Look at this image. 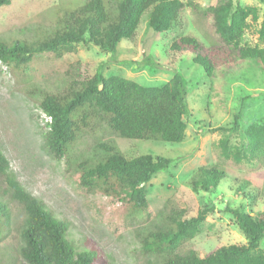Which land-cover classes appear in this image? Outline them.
Returning <instances> with one entry per match:
<instances>
[{
	"label": "rangeland",
	"instance_id": "obj_1",
	"mask_svg": "<svg viewBox=\"0 0 264 264\" xmlns=\"http://www.w3.org/2000/svg\"><path fill=\"white\" fill-rule=\"evenodd\" d=\"M84 1L13 0L0 7V40L36 41L48 37L58 28L57 21L63 14ZM193 1L207 7L217 0ZM239 1L259 8L257 23L245 35V40L255 45L259 42L257 29L264 21V2ZM185 34L197 37L204 49L222 43L212 15H201L186 6L180 13V22L170 31L156 35L147 31L143 22L134 38L120 42L115 54L104 52L96 45L79 44L76 51L61 57L40 54L24 72L0 61V145L11 169L24 188L41 199L57 218L69 221L70 239L78 250L97 252L95 264H159L141 251V237L165 206L185 208L189 216L202 209L209 210L201 232L182 245L181 253L194 249L204 255L222 245L247 242L225 206L228 203L250 211L236 186L244 180L253 186L264 185V155L259 152L251 155L249 148L250 130L264 124V70L254 61H245L231 69H220L210 78L190 59L179 55L173 60L167 51L173 39ZM144 52L164 65L153 67L143 63ZM99 65L106 76H124L144 86L164 85L175 73L167 67L176 68L189 89L191 115L187 118L185 140L174 143L126 138L101 121L80 134L67 157L60 160L53 157L43 140L46 117L38 105L41 94L32 90H62L73 79L92 76ZM241 103L244 104L242 115L234 128V117ZM224 138H228V149L222 145ZM111 141L128 158L153 154L173 159L168 170L160 171L146 184L151 215L133 214L116 196L101 189L89 190L81 184L78 164L101 160L107 153L96 145ZM213 164L227 168L228 178L213 193L194 190L190 183L194 172ZM1 196L7 203L10 221L0 226V264H26L19 253L26 211L11 197L3 177H0ZM261 212H264V196L251 211L254 217ZM260 246L264 249V239Z\"/></svg>",
	"mask_w": 264,
	"mask_h": 264
},
{
	"label": "trees",
	"instance_id": "obj_2",
	"mask_svg": "<svg viewBox=\"0 0 264 264\" xmlns=\"http://www.w3.org/2000/svg\"><path fill=\"white\" fill-rule=\"evenodd\" d=\"M13 0H0V7ZM264 2V0H260ZM186 6L195 12L212 15L221 44L204 49L194 35L185 34L172 40L168 47L171 57L179 55L190 59L214 78L220 69H231L245 61H254L264 70V21L257 29L259 42L255 45L245 40L248 29L259 19L257 6L244 5L239 0H217L204 7L189 0H85L77 8L65 12L57 21L58 28L48 37L29 41L14 38L11 42L0 40V61L19 72L29 67L43 53L61 57L74 52L79 44L96 45L102 51L115 54L123 39H132L143 22L147 31L156 35L170 31L180 22V13ZM142 62L162 66L152 54L143 53ZM169 66L173 65L168 63ZM99 65L92 76L73 79L62 90L50 92L33 89L41 94L39 108L46 120L43 133L44 145L56 159L67 157L70 147L81 133L106 122L117 134L139 140L160 139L181 143L186 138L187 118L191 115L188 103V86L176 68L173 77L162 86H144L120 75L106 76ZM70 74V73H68ZM79 75V74H78ZM244 104L234 117V128L242 115ZM220 130H224L222 127ZM250 154L264 155V124L255 125L249 132ZM228 149V138L222 140ZM96 148L107 153L95 163H79L81 184L89 190H104L124 201L130 211L149 214L146 184L160 171H166L173 162L171 157L140 154L128 158L113 142H100ZM229 170L213 164L199 167L192 176L191 187L206 193L215 192L228 178ZM0 177L8 185L13 199L26 211L21 227L22 244L19 253L26 264H95L97 252L78 250L70 239V223L57 218L47 205L27 191L11 169L10 161L0 145ZM236 186L247 200L250 211L243 207L225 210L235 217L239 229L247 238L246 243L222 245L200 255L192 249L179 252L182 245L201 232L209 213L200 210L189 216L185 208L165 206L141 237V251L155 258L159 264H264V212L254 217L251 213L264 196L263 187L253 186L244 180ZM10 221L7 203L0 197V226Z\"/></svg>",
	"mask_w": 264,
	"mask_h": 264
},
{
	"label": "built area",
	"instance_id": "obj_3",
	"mask_svg": "<svg viewBox=\"0 0 264 264\" xmlns=\"http://www.w3.org/2000/svg\"><path fill=\"white\" fill-rule=\"evenodd\" d=\"M45 117H46V120H50V116H47V115L45 114Z\"/></svg>",
	"mask_w": 264,
	"mask_h": 264
}]
</instances>
